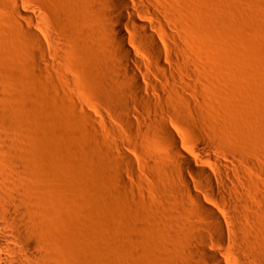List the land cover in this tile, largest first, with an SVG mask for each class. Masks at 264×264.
Wrapping results in <instances>:
<instances>
[{"label": "rangeland", "instance_id": "obj_1", "mask_svg": "<svg viewBox=\"0 0 264 264\" xmlns=\"http://www.w3.org/2000/svg\"><path fill=\"white\" fill-rule=\"evenodd\" d=\"M51 1L55 6L54 0H0V70L18 77L16 96L32 95L34 103L19 111L20 129L31 135L29 164L43 177L35 186L51 195L57 236L49 240L57 242L62 264H199L191 254L197 246L187 241L201 231L199 223H211L177 185L183 178L209 207L211 195H219L201 189L206 179L230 187L248 180L243 192L253 208L243 209L260 213L264 223V0H154L152 9L145 0H129L157 11L169 39L180 42L172 40L178 63L164 61L173 74L150 75L157 89L138 73L154 99L143 108L122 92L127 83L116 80L106 51L95 55L71 41L62 59L38 64L39 44L27 34L31 20L42 22L54 9ZM146 52L136 56L146 62ZM142 111L153 122L139 119ZM164 125L180 132L179 150L192 161L184 173L170 147L177 136L155 138ZM241 151L253 159L238 173Z\"/></svg>", "mask_w": 264, "mask_h": 264}, {"label": "bare ground", "instance_id": "obj_2", "mask_svg": "<svg viewBox=\"0 0 264 264\" xmlns=\"http://www.w3.org/2000/svg\"><path fill=\"white\" fill-rule=\"evenodd\" d=\"M145 1L150 7V3H154V0ZM54 2L55 6L51 1L54 9L50 6L51 10H48L42 22L31 20L33 27L31 29L34 31L27 34L30 41L37 40L39 44V47L33 50V56L38 64L40 66L44 65V62L54 64L62 59L67 51L66 43L69 46L71 41H74L75 46L85 48L95 55L106 51L107 58H113L111 62L114 65H110L113 68L110 66L109 68L113 69L112 73L115 74L116 80L119 83H127L121 85L122 92L139 99L142 108L149 107L154 99L144 87L138 73L150 83H148L150 87L157 89L150 75L157 79H162L166 74L172 75L174 69L171 65H165L164 61L177 59L176 56H174L176 59L173 58L175 50L172 52V46L176 43H172V40L179 42V39L176 35L177 38L173 36L172 40L169 39L170 32L167 34V25L162 24L160 14L155 10L149 11L148 6L147 12H144L129 0H54ZM154 6H157V3ZM19 8L18 3L15 4V12L20 17ZM85 10L90 12L92 20L85 18ZM30 41L28 42L31 44ZM141 50H146L144 55L153 60L148 58L145 62L139 59L136 52ZM42 75L38 76L40 80L43 79ZM108 77L111 79V75ZM17 78L14 74L0 70V264H62L57 242L49 240V237L55 239L57 236V229L52 224L53 216L48 210L52 202L51 195L48 189L35 186L43 177L29 164L31 135L27 130L20 129L22 117L19 111L24 102H32V95L27 92L15 95L19 86L15 82ZM38 86L41 89L45 87ZM161 98L163 97L159 99ZM163 100H159L160 103H164ZM125 108L133 114L128 106ZM138 118L153 122L143 111ZM174 131L176 135L165 126L164 131L155 132V138L169 139L177 136L176 142H171L170 147L182 163L178 171L184 173L188 171L192 161L179 150L183 140L179 130L175 128ZM242 151L236 157L235 169L238 173L242 168H249L253 159V155ZM189 177L194 179V176ZM177 185L183 186L188 192L187 197L194 201L192 209L211 223L204 221L199 223L201 231L197 230L198 225L194 222L190 226L196 228L195 232L198 231L197 236L194 234L198 239L194 237L189 239L190 241L187 239V244L197 246V251L191 254L199 264H231L227 257L233 259L232 264H264L263 216L258 212L250 214L243 209L244 205L253 208L243 192V187H250L248 180L241 179L239 187L231 184V188L229 184L206 179L201 189L208 188L219 195L218 197L211 195L212 207L201 201L200 196L190 192L191 184L187 179H180ZM243 221L252 222L254 226L250 229L244 227ZM214 240L221 245L216 244ZM224 245L233 246L228 248Z\"/></svg>", "mask_w": 264, "mask_h": 264}]
</instances>
